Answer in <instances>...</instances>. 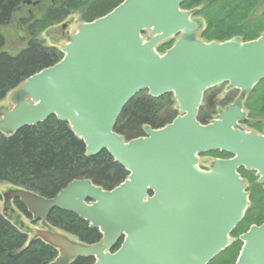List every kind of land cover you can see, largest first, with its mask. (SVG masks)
Masks as SVG:
<instances>
[{
  "label": "water",
  "instance_id": "1",
  "mask_svg": "<svg viewBox=\"0 0 264 264\" xmlns=\"http://www.w3.org/2000/svg\"><path fill=\"white\" fill-rule=\"evenodd\" d=\"M185 1L123 0L79 23L61 46L62 58L28 76L11 108L0 106V133L55 116L83 141L86 155L105 150L128 172L110 190L75 179L49 198L22 188L3 194L41 223L32 234L58 250L50 264L79 257H93L92 264H208L232 243L230 234L248 207L238 168L254 171L264 190V134L239 124L245 97L264 78V31L249 41H203L197 37L201 21L181 8ZM172 38L163 53L156 50ZM223 83L238 96L211 122L200 123L204 92ZM144 90L151 97L171 92L180 114L126 140L115 123ZM211 151L231 157L200 169L199 155ZM54 209L98 229L101 241L84 244L50 229ZM239 240L234 264H264V221L250 225Z\"/></svg>",
  "mask_w": 264,
  "mask_h": 264
},
{
  "label": "trees",
  "instance_id": "2",
  "mask_svg": "<svg viewBox=\"0 0 264 264\" xmlns=\"http://www.w3.org/2000/svg\"><path fill=\"white\" fill-rule=\"evenodd\" d=\"M27 0H0V26L12 22L15 14ZM38 1L41 13L20 18L19 24L26 25L29 32L27 45L18 54L0 51V100L15 89L28 76L58 62L63 54L57 46H47L38 38L45 29L60 23L73 12L80 13L82 21H91L106 14L123 0H47L44 7ZM261 0H186L181 8L189 10L201 21L197 36L203 41H224L232 37L242 41L257 38L264 31V7ZM174 39L159 44L156 50L164 52ZM5 43L0 33V49ZM206 90L197 114V120L208 123L204 109H210ZM239 90H233L224 100V106L232 103ZM207 104V105H206ZM243 109L246 116L239 124L257 133H264V78L245 97ZM213 113V110H211ZM178 115L177 103L171 92L151 97L146 90L139 92L122 109L114 126L115 132L126 140L144 135V128H160ZM204 154L228 158L227 152L211 151ZM241 177L250 184L246 187L250 206L244 217L232 230L231 237L237 238L250 225L264 221V190L258 183L254 171L238 169ZM128 172L112 156L103 150L98 155L88 156L85 145L70 129L67 122L50 116L44 122L26 126L15 133H0V181L18 188L35 192L43 197H53L75 179H88L105 190L120 184ZM17 208L30 217L25 207L14 200ZM47 222L51 228L60 229L75 236L84 244L101 241L102 235L96 228L73 213L54 209ZM242 242L235 239L217 254L208 264H234ZM58 256V250L38 239L28 240L16 224L0 212V264H50ZM93 257H79L69 264H92Z\"/></svg>",
  "mask_w": 264,
  "mask_h": 264
},
{
  "label": "rangeland",
  "instance_id": "3",
  "mask_svg": "<svg viewBox=\"0 0 264 264\" xmlns=\"http://www.w3.org/2000/svg\"><path fill=\"white\" fill-rule=\"evenodd\" d=\"M41 4L44 7L45 5L48 4V1L43 0ZM40 7H36L33 5L32 6L23 5L21 9L15 14V17L11 23H9L8 25L0 26V33L5 38V43L0 49V51L7 52L11 55H16L26 47L29 39V32L28 29L26 28V25L22 26L19 24V19L29 17L31 16V13H34L35 16L38 17L41 13ZM263 7H264V0H261V6L259 10H261ZM81 22L82 20L80 19V13L73 12L70 15H68L66 18H64L60 23L45 29L43 32L40 33V35H38V38L43 40L44 44L47 46H57L58 48H61V46L68 40V37L75 32L77 25ZM63 25L64 27H62ZM143 35L146 36L147 38L149 37L148 32H144ZM173 39L175 40V38ZM233 90H237V89L232 88L227 83H223L208 89L206 94V99L210 101L211 108L204 109V112H207L209 116L208 122H210L213 118H215L218 112L226 107L224 106L223 100L227 95L234 93L232 92ZM16 91L17 88L10 90L4 96V98L0 100V106H7L8 108H11L13 105L12 96ZM238 93L239 91L235 95L238 96ZM202 105H205V103L202 102ZM211 110H213V113ZM178 114L180 113L178 112ZM214 158H215L214 155H210V154L200 155L199 156L200 168L208 169L211 161ZM244 182L246 184V187L250 188V184L246 180H244ZM14 188H18V187L10 183L0 181V212L4 214L10 221L16 224L17 227L22 232L26 233L28 236V240H30L32 238V231L34 229H39L41 227V223L32 220L31 216L27 217V215L22 213L17 208L14 201H10V200L5 201L3 194L8 190ZM248 192L249 191H247L246 193L248 194ZM249 206H250V202H248V207ZM52 230L58 233H62L73 240H77L75 236L66 233L60 229L52 228ZM231 238L234 241L235 239H239V236L237 238L235 237H231Z\"/></svg>",
  "mask_w": 264,
  "mask_h": 264
},
{
  "label": "bare ground",
  "instance_id": "4",
  "mask_svg": "<svg viewBox=\"0 0 264 264\" xmlns=\"http://www.w3.org/2000/svg\"><path fill=\"white\" fill-rule=\"evenodd\" d=\"M10 100V99H9Z\"/></svg>",
  "mask_w": 264,
  "mask_h": 264
}]
</instances>
